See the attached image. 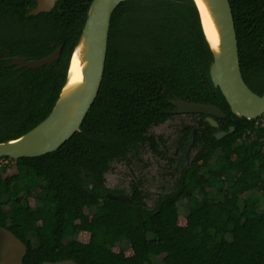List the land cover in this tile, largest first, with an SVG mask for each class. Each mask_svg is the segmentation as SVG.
I'll return each instance as SVG.
<instances>
[{
  "label": "trees",
  "instance_id": "trees-1",
  "mask_svg": "<svg viewBox=\"0 0 264 264\" xmlns=\"http://www.w3.org/2000/svg\"><path fill=\"white\" fill-rule=\"evenodd\" d=\"M228 1L242 78L262 95L264 0ZM90 3L58 0L50 11L28 15L35 0H0V142L51 111ZM58 46L51 64L10 63L16 56L41 59ZM212 59L193 0L119 2L101 83L79 130L46 154L5 157L14 161V173L0 165V228L22 244L21 264H152L154 257L160 264H264V208L252 196L264 193V114L247 119L230 111L208 75ZM175 97L212 104L224 117H213V127L205 114H191L195 124L182 130L174 155L184 153L193 130V157L152 207L136 184L129 202L106 196L120 192L105 184L113 162L143 145L162 155L148 131L174 115ZM218 131L227 133L217 139ZM213 186L220 198L209 193ZM180 201L185 215L178 213Z\"/></svg>",
  "mask_w": 264,
  "mask_h": 264
},
{
  "label": "water",
  "instance_id": "water-1",
  "mask_svg": "<svg viewBox=\"0 0 264 264\" xmlns=\"http://www.w3.org/2000/svg\"><path fill=\"white\" fill-rule=\"evenodd\" d=\"M58 0H35V5L28 15H37L40 12L50 11ZM122 0H91L86 20L78 38L77 44L86 34L87 58L83 63L79 90L75 93H63V88L68 81V71L75 45L68 63L65 82L62 85L58 98L49 114L33 128L21 136L0 142V158L9 157L18 159L22 157H35L56 150L74 132L79 130L80 124L92 105L103 75L104 61L107 48V38L110 17L113 10ZM203 4L207 19L217 34V46L215 50L207 39L202 21V10L198 2L193 0L198 13L206 42L212 52V61L209 65L208 75L214 87H218L224 99L230 107V111L238 117L256 119L264 114V94H255L244 82L238 58L237 40L231 8L228 0H199ZM209 5L211 12L208 10ZM215 25V27H214ZM212 30V28H211ZM61 47L58 46L49 55L34 60L22 57H12L11 65L17 68H39L45 64L56 61ZM169 102L174 106L171 111L177 114H205V120L213 127L217 122L213 117L222 118L224 113L212 104L185 101L180 98H172ZM232 127L230 128V131ZM227 132L218 131L214 135L220 139ZM192 134L190 136V148ZM188 156V150L184 156L183 167ZM94 183L88 180V188L91 190ZM108 197L129 202L126 194L106 192Z\"/></svg>",
  "mask_w": 264,
  "mask_h": 264
},
{
  "label": "rangeland",
  "instance_id": "rangeland-1",
  "mask_svg": "<svg viewBox=\"0 0 264 264\" xmlns=\"http://www.w3.org/2000/svg\"><path fill=\"white\" fill-rule=\"evenodd\" d=\"M264 121V115L261 118ZM195 124V118L188 115L174 114L166 122L153 126L149 129L148 134L153 136H162L164 144L159 146L157 151L162 155H156L146 146L139 147L128 155L124 161H117L111 164L110 170L105 173V183L110 189L120 190L124 194H128L129 187L133 182L138 183L147 194L145 199L146 205L150 208L159 193L170 190L174 180L178 176V169L182 163L183 156L174 155L177 147V140L182 128L190 127ZM162 157V158H161ZM166 157V158H163ZM193 157L189 155L186 164ZM215 155L212 157L209 165L215 167L217 162ZM2 164L8 165L10 173L15 172L14 161H2ZM206 171V170H205ZM207 188V187H206ZM211 196L220 198L217 187H209ZM249 193L246 194V196ZM252 196L258 199V208H264V193L253 191ZM33 201V205H34ZM178 213L185 215L187 207L184 201L177 203ZM33 242L35 237L31 235ZM122 248L127 246V242L122 239L119 243ZM23 252L22 244L15 239L6 230L0 228V264H21L20 256ZM44 264H73L70 261H61L57 263ZM152 264H160V258H152Z\"/></svg>",
  "mask_w": 264,
  "mask_h": 264
},
{
  "label": "bare ground",
  "instance_id": "bare-ground-1",
  "mask_svg": "<svg viewBox=\"0 0 264 264\" xmlns=\"http://www.w3.org/2000/svg\"><path fill=\"white\" fill-rule=\"evenodd\" d=\"M196 1L198 2L200 9L202 10V13H201L202 21L204 24L207 39L211 42V45L216 50L218 48L217 34L214 28L211 26L209 20L207 19V15L203 8V4H201L199 0H196ZM206 6L208 10L211 12L209 5L206 4ZM87 39H88L87 35L83 34L82 39L80 40V42L77 44V46L74 49L69 71H68V81L65 87L63 88V93H66V94L75 93L79 90V81L81 80V73L83 71V63L85 62L87 58V54H86Z\"/></svg>",
  "mask_w": 264,
  "mask_h": 264
},
{
  "label": "flooded vegetation",
  "instance_id": "flooded-vegetation-1",
  "mask_svg": "<svg viewBox=\"0 0 264 264\" xmlns=\"http://www.w3.org/2000/svg\"><path fill=\"white\" fill-rule=\"evenodd\" d=\"M173 113V112H172ZM173 114H177V113H173ZM178 115H188V116H191V114H178ZM173 116V115H172ZM167 121V120H166ZM165 121V122H166ZM161 124H163V123H161ZM160 125V124H159ZM186 128H188V127H184V128H182L181 129V131H180V135H181V133H182V130L183 129H186ZM191 134H193V130L191 131ZM191 134H190V136H191ZM150 135H152V134H150ZM179 135V136H180ZM155 138H156V141H157V149H158V145L159 146H161V145H163L164 144V141L161 143L159 140H158V137H161L162 138V140H164V138L162 137V136H160V135H158V136H154ZM178 139H179V137H178ZM192 139H193V137H192ZM177 143H178V140H177ZM189 144H190V140H189V143H188V145H187V147H186V149H185V151H184V153H181V152H179V155L181 156H183V159H182V163H181V169H184L185 167H186V163H185V166L183 167V163H184V156H185V153L187 152V150H188V156H187V159H188V157H189V155L190 154H192V152H193V147H192V144L193 143H191V146H190V148L188 149V147H189ZM143 146H145V145H143ZM139 147H142V146H139ZM138 147V148H139ZM147 147V146H146ZM148 148V147H147ZM175 153V152H174ZM173 153V154H174ZM178 155V156H179ZM162 158V157H161ZM163 158H166V157H163ZM115 162H117V161H115ZM186 162H187V160H186ZM178 175H179V172H178ZM177 178H178V176H177ZM177 178L174 180V183L172 184V187L174 186V184H175V181L177 180ZM106 184V183H105ZM132 184H136L140 189H142V187L138 184V183H136V182H133ZM172 187L170 188V189H172ZM109 188V187H108ZM130 188H131V185H130V187H129V190H130ZM113 190H115V189H113ZM143 190V189H142ZM118 191H120V190H118ZM144 191V190H143ZM170 191V190H169ZM169 191H167V192H169ZM145 192V191H144ZM119 193H122V194H124L122 191H120ZM164 193H166V192H164ZM118 194V193H117ZM128 194H129V192H128ZM159 194H161V193H159ZM159 194H157V196L159 195ZM127 195V194H126ZM156 196V197H157ZM156 199V198H155Z\"/></svg>",
  "mask_w": 264,
  "mask_h": 264
},
{
  "label": "built area",
  "instance_id": "built-area-1",
  "mask_svg": "<svg viewBox=\"0 0 264 264\" xmlns=\"http://www.w3.org/2000/svg\"><path fill=\"white\" fill-rule=\"evenodd\" d=\"M2 161H5V163H7V161H11V159L5 157L0 158V165H6V164H2Z\"/></svg>",
  "mask_w": 264,
  "mask_h": 264
},
{
  "label": "crops",
  "instance_id": "crops-1",
  "mask_svg": "<svg viewBox=\"0 0 264 264\" xmlns=\"http://www.w3.org/2000/svg\"><path fill=\"white\" fill-rule=\"evenodd\" d=\"M23 253V252H22ZM22 255V254H21ZM21 257V256H20Z\"/></svg>",
  "mask_w": 264,
  "mask_h": 264
}]
</instances>
